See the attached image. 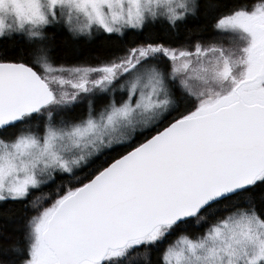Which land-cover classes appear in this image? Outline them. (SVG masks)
<instances>
[{"label":"snow or ice","instance_id":"1","mask_svg":"<svg viewBox=\"0 0 264 264\" xmlns=\"http://www.w3.org/2000/svg\"><path fill=\"white\" fill-rule=\"evenodd\" d=\"M0 264H264V0H0Z\"/></svg>","mask_w":264,"mask_h":264}]
</instances>
